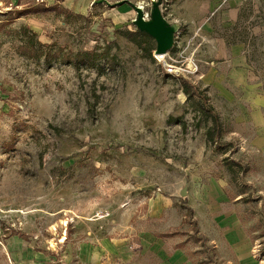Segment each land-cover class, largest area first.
I'll return each mask as SVG.
<instances>
[{"label":"rangeland","instance_id":"rangeland-1","mask_svg":"<svg viewBox=\"0 0 264 264\" xmlns=\"http://www.w3.org/2000/svg\"><path fill=\"white\" fill-rule=\"evenodd\" d=\"M107 1L0 0V264H264V148L229 136L226 110L207 141L195 100L221 97L195 79L189 99L155 59V39L121 35L137 27L117 25ZM125 2L147 20L158 3L199 73L243 42L264 74V0ZM90 51L93 65L79 56ZM214 182L246 253L197 221Z\"/></svg>","mask_w":264,"mask_h":264},{"label":"crops","instance_id":"crops-1","mask_svg":"<svg viewBox=\"0 0 264 264\" xmlns=\"http://www.w3.org/2000/svg\"><path fill=\"white\" fill-rule=\"evenodd\" d=\"M119 1L122 0L106 3L117 25L126 24L135 17L132 5L125 1L117 3ZM223 51L224 54L210 60L208 66L200 71L199 80L209 88L210 94L216 93L221 97L212 102L219 111L220 121H225L226 111L228 115L231 113L227 134L250 138L254 148H264V74L249 63L245 43H231ZM186 191L190 196V189ZM200 195L203 200L196 203L195 212L203 233L215 232L217 238L212 239H224L234 246L237 253H246L249 247L247 235L235 206L221 187L215 182L205 185ZM216 198H219L220 205Z\"/></svg>","mask_w":264,"mask_h":264},{"label":"trees","instance_id":"trees-1","mask_svg":"<svg viewBox=\"0 0 264 264\" xmlns=\"http://www.w3.org/2000/svg\"><path fill=\"white\" fill-rule=\"evenodd\" d=\"M119 33L140 47L142 46L143 38L148 36V34L139 31L137 28L134 31L124 30V31H120ZM94 55L95 52L93 51L79 54L81 61L86 62L87 64L91 63L89 65H93L92 61ZM179 81L182 86L183 92L187 95L189 99L196 96L199 97L200 95L199 87L194 86L192 83H190L188 80L182 77L179 78ZM205 99L206 98L202 99L201 97H199L195 101L197 102V104L200 105V109H202V111L205 113L207 120H210L211 122V124L206 128V139L211 143H216L217 139L222 134V124L215 108L212 105L206 104ZM189 212L190 213L193 212L191 208L189 209Z\"/></svg>","mask_w":264,"mask_h":264},{"label":"water","instance_id":"water-1","mask_svg":"<svg viewBox=\"0 0 264 264\" xmlns=\"http://www.w3.org/2000/svg\"><path fill=\"white\" fill-rule=\"evenodd\" d=\"M124 1L126 0H122L117 3H122ZM158 6V3L153 4L151 9V18L149 20H145L142 8L138 5L132 4L135 11V17L132 21L139 31L144 32L155 39V53L163 54L166 53L172 46L174 29L166 23ZM180 194L185 196L186 188L182 189Z\"/></svg>","mask_w":264,"mask_h":264},{"label":"built area","instance_id":"built-area-1","mask_svg":"<svg viewBox=\"0 0 264 264\" xmlns=\"http://www.w3.org/2000/svg\"><path fill=\"white\" fill-rule=\"evenodd\" d=\"M144 18L147 20V13H144ZM175 42L176 41L173 38L172 46L166 53L156 54L154 52L155 59L162 66L164 73L169 76L174 78L182 77L191 81H194L195 79L199 80L200 73L197 62L193 58H190L186 61L183 60V55L179 50L180 46L177 45L175 48ZM188 61H190L191 64H188ZM2 213L3 210L0 208V217Z\"/></svg>","mask_w":264,"mask_h":264},{"label":"bare ground","instance_id":"bare-ground-1","mask_svg":"<svg viewBox=\"0 0 264 264\" xmlns=\"http://www.w3.org/2000/svg\"><path fill=\"white\" fill-rule=\"evenodd\" d=\"M138 5V4H137ZM141 5V4H140ZM139 6V5H138ZM142 6V5H141ZM140 7V6H139ZM140 8H142V7H140ZM143 9V8H142ZM191 63V62H190ZM190 63H188V64H190Z\"/></svg>","mask_w":264,"mask_h":264}]
</instances>
